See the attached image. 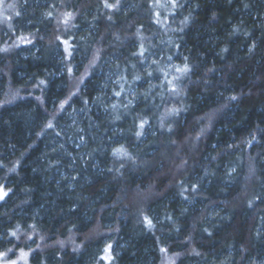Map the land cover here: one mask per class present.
Instances as JSON below:
<instances>
[{
	"label": "trees",
	"instance_id": "obj_1",
	"mask_svg": "<svg viewBox=\"0 0 264 264\" xmlns=\"http://www.w3.org/2000/svg\"><path fill=\"white\" fill-rule=\"evenodd\" d=\"M264 264V0H0V254Z\"/></svg>",
	"mask_w": 264,
	"mask_h": 264
},
{
	"label": "rangeland",
	"instance_id": "obj_2",
	"mask_svg": "<svg viewBox=\"0 0 264 264\" xmlns=\"http://www.w3.org/2000/svg\"><path fill=\"white\" fill-rule=\"evenodd\" d=\"M10 253H2L0 254V264H20L19 260L10 259Z\"/></svg>",
	"mask_w": 264,
	"mask_h": 264
}]
</instances>
